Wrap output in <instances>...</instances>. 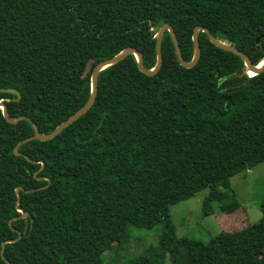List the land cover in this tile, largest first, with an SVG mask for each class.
Here are the masks:
<instances>
[{"label": "trees", "instance_id": "obj_1", "mask_svg": "<svg viewBox=\"0 0 264 264\" xmlns=\"http://www.w3.org/2000/svg\"><path fill=\"white\" fill-rule=\"evenodd\" d=\"M173 28L182 56L193 55L192 30L206 27L257 64L264 57V0H0V264H105L128 228L160 225L158 251L172 264H264L260 218L202 241L179 236L169 206L207 188L205 215L239 207L222 188L264 161V70L199 31L200 57L179 64L168 31L157 73L138 70L133 54L98 74L91 107L53 139L52 131L88 99L94 66L125 47L156 61L155 38ZM259 38V42L256 39ZM242 86L236 91L226 88ZM20 190L16 209V187ZM16 217V218H15ZM120 264H152L148 254Z\"/></svg>", "mask_w": 264, "mask_h": 264}, {"label": "rangeland", "instance_id": "obj_2", "mask_svg": "<svg viewBox=\"0 0 264 264\" xmlns=\"http://www.w3.org/2000/svg\"><path fill=\"white\" fill-rule=\"evenodd\" d=\"M228 181L221 187L233 191L239 203V207L232 213H224L215 203L213 212L205 215L202 201L207 188L169 206L170 218L179 236L207 241L219 231L237 230L259 220V203L264 199V161L235 174ZM160 230V225L152 229L130 226L125 243L118 250L103 252L102 261L105 264H120L129 257L148 254L152 264H172L168 253L158 251Z\"/></svg>", "mask_w": 264, "mask_h": 264}, {"label": "water", "instance_id": "obj_3", "mask_svg": "<svg viewBox=\"0 0 264 264\" xmlns=\"http://www.w3.org/2000/svg\"><path fill=\"white\" fill-rule=\"evenodd\" d=\"M165 31H168L171 41L173 43L174 46V50H175V54L176 57L178 59V62L181 66L186 67V68H190L192 66H194L199 57H200V46H199V40H198V33L199 31L204 32L208 39L211 41V43H213L215 46L226 50V51H230L236 55H238L242 61L243 64L245 66V73L249 75V73H254V75L262 72L264 70V57L261 59V61L257 64H253L252 61L250 60V58L241 50H239L238 48H236L235 46L223 42L221 40H219L218 38L214 37L210 31L202 26V25H197L193 28L192 30V35H191V40L193 43V55L191 57V59L189 61H186L181 53L175 32L173 30V28L171 27L170 24L168 23H164L162 24L157 31L154 34V38H155V52H156V61L155 64L152 68H147L144 66L143 64V57L142 54L140 53V51L138 49H136L135 47L132 46H128L123 48L122 50H120L118 53H116L115 55L103 59L101 61H99L93 68L91 75H90V92H89V97L87 99V101L80 107L78 108L76 111H74L71 115H69L66 119H64L63 121H61L52 131L48 132V133H41L39 132V130L37 129V126L34 122H32V126H33V134L27 138H24L22 140H20L19 142L16 143V145L13 148V153L15 155H19L21 153L18 152L17 148L24 142L31 140V139H39L42 141H46V140H50L53 139L56 135H58L63 129H65L66 127H68L70 124H72L75 120H77L80 116H82L84 113L87 112V110L91 107L92 103L94 102L95 98H96V94H97V88H98V74L99 72L111 65L116 64L117 62L121 61L124 57L133 54L137 63V68L139 71H141L142 73L146 74V75H153L155 73H157V71L160 69L161 64H162V60H163V56H162V51H161V45H162V37H163V33ZM256 42H259V38L256 39ZM242 86H236V87H231V88H226V91H236L239 88H241ZM2 91L5 92H10L16 95L15 100H18L20 97V94L17 90L15 89H0ZM0 109L2 111V115L3 117L10 123H16L18 120L20 119H28V117L26 116H19L15 119L9 118L7 115V110H6V105L4 104L3 101H0ZM25 190V191H29V189H24L21 188L19 186L16 187L15 192H16V209L21 213L18 217H26L27 216V212L24 211L21 207H19V201H20V190ZM16 218V217H15ZM21 237V233L18 234V237L14 238V239H6L1 243V250H0V254H2V250L4 248V245L6 243L9 242H15L16 240H18Z\"/></svg>", "mask_w": 264, "mask_h": 264}, {"label": "snow or ice", "instance_id": "obj_4", "mask_svg": "<svg viewBox=\"0 0 264 264\" xmlns=\"http://www.w3.org/2000/svg\"><path fill=\"white\" fill-rule=\"evenodd\" d=\"M249 75H254V73H249Z\"/></svg>", "mask_w": 264, "mask_h": 264}]
</instances>
